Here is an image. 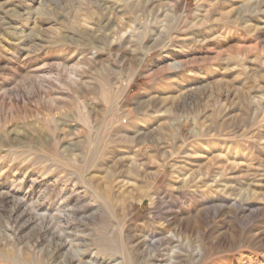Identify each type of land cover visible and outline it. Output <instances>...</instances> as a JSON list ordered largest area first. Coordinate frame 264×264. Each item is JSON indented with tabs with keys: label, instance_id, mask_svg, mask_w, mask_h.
Segmentation results:
<instances>
[{
	"label": "rangeland",
	"instance_id": "obj_1",
	"mask_svg": "<svg viewBox=\"0 0 264 264\" xmlns=\"http://www.w3.org/2000/svg\"><path fill=\"white\" fill-rule=\"evenodd\" d=\"M139 3L0 0V264H264V0Z\"/></svg>",
	"mask_w": 264,
	"mask_h": 264
},
{
	"label": "bare ground",
	"instance_id": "obj_2",
	"mask_svg": "<svg viewBox=\"0 0 264 264\" xmlns=\"http://www.w3.org/2000/svg\"><path fill=\"white\" fill-rule=\"evenodd\" d=\"M154 2H155V0H145V3L143 5H142V3L141 4L139 3L138 5H142V6H144L145 4L151 5ZM164 19L167 20L168 19V16H164ZM174 20L177 22L179 20V18H176L175 17ZM155 21H156V18L152 21V24H150L152 27L151 28L148 27L149 29H147V26H144V28H146V31L140 30L139 33L136 36L134 35L133 38L132 37L126 38L125 42L131 44V46L120 45L119 47H117V49L121 52L120 53L121 55L127 56V58L129 57V61L131 62L133 68H136V66L141 63V61L143 60V58L146 55V53H148V51H150L151 49L156 48V47H161V48H164V49H169V47H171V45L174 43V38L171 36V31H173L172 30V25L175 26V23L176 22L173 21L171 25L170 24H165V26L163 28H160L159 29L158 26H160V25L154 24ZM206 21L207 20H205L204 22H206ZM158 22L160 24V20H158ZM200 22H201V20H200ZM153 24L156 27L153 26ZM157 29L159 30V32H158V35L155 36L154 30H157ZM199 33H201V31ZM195 35L198 36L197 34H195ZM196 36L192 35L191 37H189L190 38V41H192L193 43H195L196 41H199V40H197V37ZM144 39H145V44L147 46L144 44L143 46H145V47L140 52L138 50L140 48L142 49L141 43H142V41ZM202 43H204L205 46L206 45L209 46V45L215 44L211 40H204ZM219 43H221V42H218V44ZM221 44H223V43H221ZM186 68H188L186 65H182L180 61H176V62L172 63L171 65H169L166 69H167V71H169V72H171V73L174 74V73H178L180 71V69L185 70ZM137 106H138L137 108L139 110H141L142 104H137ZM121 108H124V107L122 106ZM152 108H153V110L151 112L153 114L150 113L149 110H147V109L145 111H143V112H138L136 114V117H137L136 119L139 120V121H141L140 123H139V121H137L135 123L133 122V123H131V125L129 127H120V126H118V127H116V129H117L116 131L121 132V135H123V137L125 136V139H127V141L129 143H136V142L139 143L142 138L150 139V137L152 136V133H153L152 132L153 129L150 128V123H152L151 122L152 119H154V118L155 119L156 118L157 119H162L163 118V120H164V114H155V112H158L159 111V108H157L156 105H153ZM125 112L126 111L124 109H121L119 111L113 112L112 113V124L114 122L118 123L119 120L121 118H123V117H125V118L132 117V113L133 112H129V114H125ZM165 125H166V123H165ZM152 128H153V126H152ZM154 129H156V128H154ZM164 133H166V132H164ZM159 134H163V132L160 131ZM148 141H150V140H148ZM156 141H157V139L154 138V140L152 142H156ZM156 150H158V149H156ZM138 154H139V152H138ZM16 262L18 263V261H16Z\"/></svg>",
	"mask_w": 264,
	"mask_h": 264
}]
</instances>
